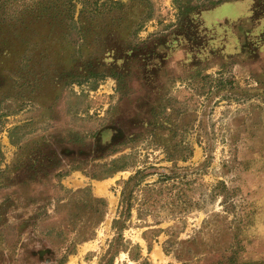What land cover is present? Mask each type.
Listing matches in <instances>:
<instances>
[{"label":"rangeland","instance_id":"obj_1","mask_svg":"<svg viewBox=\"0 0 264 264\" xmlns=\"http://www.w3.org/2000/svg\"><path fill=\"white\" fill-rule=\"evenodd\" d=\"M150 2L152 17L134 39L123 31L99 32L95 37L90 29L81 34L80 43L77 25L69 29L62 23L71 21L54 18V26L42 31L43 44L26 48L19 41L34 39L26 20L15 22L0 14L5 18L0 40L21 35L14 48L18 52L25 48L27 81L35 83L29 85L28 98L9 101L6 128L24 125L18 132L28 133L22 141L28 148L23 157L31 158L30 163L41 158L44 164L58 161L31 180L14 179L0 190V202L7 198L0 232L8 228L0 237V264H51L58 257L41 228L55 219L40 221L45 213L52 214L55 198L61 195L57 184L70 191L87 189L106 203L93 239L76 245L64 264L109 259L113 253L109 246L116 238L113 220L122 222V242L137 244L149 264H264V0H229L199 8L183 21L171 0ZM245 19H250L249 30L241 33L242 41L235 27ZM90 72L102 75L94 80L93 90L87 86L92 79L70 78ZM113 73L117 79L110 76ZM137 134L141 136L126 146L131 150L111 156L99 158L93 147L98 135L115 147ZM185 146L191 154L181 161ZM0 151L3 169L16 153L4 130ZM122 153H135L137 161L150 166L143 183L153 182L162 172L178 181L196 179L188 197L202 196L201 210L157 225L148 213L138 219L135 204L124 212L125 206H118L120 181L133 171L91 177L100 164ZM166 153L175 160L169 161ZM203 220L210 223L202 225ZM174 224L180 230L173 246L165 253L166 236L160 233L147 251L141 233ZM196 236L202 241V254L196 258L182 254L188 246L177 242ZM111 264L133 263L118 251Z\"/></svg>","mask_w":264,"mask_h":264},{"label":"trees","instance_id":"obj_2","mask_svg":"<svg viewBox=\"0 0 264 264\" xmlns=\"http://www.w3.org/2000/svg\"><path fill=\"white\" fill-rule=\"evenodd\" d=\"M171 0L172 5L177 11V16L180 17V21L186 18L188 15L197 11L199 8H213L221 3L228 2L229 0H201V3H190L189 0ZM132 8V9H131ZM0 9L12 19L11 21L24 19L26 20V28L30 29V38H34L31 41L20 40V47L36 46L38 43L43 44L45 36L42 31H48L49 27L54 26L53 21H71L70 25L62 23L63 27L71 29V26L77 25L75 36L80 40V43L84 41L81 37L83 32H87L90 29L95 33V37H98L99 32L111 33L114 31H123L126 36L134 39L136 33L140 31L145 22L149 21L152 17V7L150 0H0ZM76 12V21H73V14ZM5 18L0 17V25ZM250 19L242 20L243 25H237L235 27L236 33L242 39L248 29V23ZM179 21V22H180ZM182 23V22H180ZM13 25V23L11 24ZM21 25V26H25ZM36 25V27L34 26ZM80 33V35L78 34ZM11 35V34H10ZM21 35L12 34L9 40H0V132L4 130L7 134L10 145L16 148V153L9 166H5L0 169V190L7 188L11 181L19 180L22 178H28L31 180L34 174L50 167H56L58 161L49 160L47 164L43 163V159H36L30 163L31 158L26 159L23 157L27 151L26 142H22L25 138L26 132L19 133L18 131L24 129V125H16L10 128H6L7 119L11 116L9 110V101L12 99L23 100L28 98L30 91L28 80V70L26 69L25 58H23L24 49L21 52L16 50L13 42ZM38 39V40H36ZM243 41V39H242ZM240 41V42H242ZM242 47H244L242 45ZM20 55L22 58L20 59ZM16 56L18 58L16 59ZM27 71H26V70ZM113 79H117L118 75L113 73L110 75ZM70 78L74 80H89L87 85L90 90H93L94 80L102 78V75L98 72H90L79 76L77 74L71 75ZM36 82V81H34ZM80 83V81H76ZM83 114V113H82ZM76 116V115H75ZM87 116V115H86ZM150 138H153V133L148 132L146 134ZM75 140L77 137L73 133ZM141 135L137 134L131 137L130 140L122 141L115 147L113 142L103 140L100 135L96 137L93 147L95 152L99 153V158L111 156L116 153H120L125 149L128 142H133ZM181 150V148H180ZM183 150L186 152L185 157H178L181 161H184L191 154V148L185 146ZM35 152L41 154L35 147ZM167 159L175 160L173 154L166 153ZM25 159V160H24ZM2 160V154L0 151V163ZM141 165V168H137ZM145 161L140 162L136 160L135 153H122L118 157L102 163L98 166L97 173L91 175L92 178L103 179L109 177L117 172L132 170L133 174L127 177L126 180L120 181L119 194H118V206L124 205V212H129L132 204H135L136 217L142 219L145 213L154 218V225L160 224L164 219H175L182 217L185 213L201 210L200 206L203 201L201 196L195 199L192 195L188 197V193H192L195 186L196 179H189L186 182L178 181L176 178L171 177L167 173H158L157 178L150 183H143L144 171L150 166L144 165ZM14 175L11 179L10 176ZM176 180V181H175ZM198 186H201L198 185ZM221 188L219 185L216 186ZM58 192L61 193L59 197L55 198L53 203L52 214H44L40 221H47L52 218L55 221L47 223L44 227V236L48 240L52 249L58 253L56 259L50 260L51 264H64L69 255L74 253L76 245L85 241L93 239L97 226L101 223L106 213V203L104 199L93 197L88 193L87 189L70 191L64 189L61 185L55 186ZM209 196H213L212 192ZM131 200V202H130ZM7 203L5 197L0 202V216L4 212L3 207ZM211 216L217 217L216 213ZM210 223L208 220H203L202 225ZM116 224L118 227H116ZM122 222L113 220L112 225L116 231V238L112 241L109 248L114 253L121 251L126 254L127 259L133 264H149L145 258L140 255V248L137 244H130L129 242H122L120 236V230L123 229ZM7 227L2 231H7ZM44 230V229H43ZM179 227L177 224L169 226L166 229H151L145 230L141 233V238L146 243L147 251L150 248V241L154 240L158 234L163 233L166 236L164 241V252L168 251V248L174 244V236L179 233ZM225 233V231H224ZM226 234V233H225ZM228 234V233H227ZM151 236V237H150ZM193 243L196 247H190ZM188 246L182 254H192V257L200 256L202 254L199 247L203 246L199 236L188 241H178L177 245ZM128 246V247H127ZM191 248V249H190ZM49 249V248H48ZM44 250V252H48ZM50 250V249H49ZM181 252V249L178 250ZM112 256L106 261H100L98 264H111ZM177 258V256H176ZM196 258V257H195Z\"/></svg>","mask_w":264,"mask_h":264}]
</instances>
